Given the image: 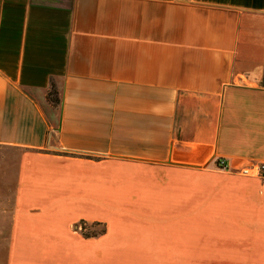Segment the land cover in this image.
Segmentation results:
<instances>
[{
  "label": "crops",
  "instance_id": "obj_1",
  "mask_svg": "<svg viewBox=\"0 0 264 264\" xmlns=\"http://www.w3.org/2000/svg\"><path fill=\"white\" fill-rule=\"evenodd\" d=\"M0 146V264H264V0H0Z\"/></svg>",
  "mask_w": 264,
  "mask_h": 264
},
{
  "label": "rangeland",
  "instance_id": "obj_2",
  "mask_svg": "<svg viewBox=\"0 0 264 264\" xmlns=\"http://www.w3.org/2000/svg\"><path fill=\"white\" fill-rule=\"evenodd\" d=\"M15 167L16 152L11 148L0 146V206H2V208L4 209H6V205H10ZM229 171L236 172L234 168H231ZM3 218L2 216H0V233L2 230V233L4 234V223L6 217L3 216ZM1 237L3 238L4 236L2 235ZM1 245L2 241L0 240V248ZM0 250L2 251V249Z\"/></svg>",
  "mask_w": 264,
  "mask_h": 264
},
{
  "label": "built area",
  "instance_id": "obj_3",
  "mask_svg": "<svg viewBox=\"0 0 264 264\" xmlns=\"http://www.w3.org/2000/svg\"><path fill=\"white\" fill-rule=\"evenodd\" d=\"M217 167L220 169L227 170L228 167L224 165L223 161L218 162ZM236 172H238L241 175H260L261 173H264V163H251L248 165L241 166L239 168L235 169ZM81 226L77 224L74 226V229L80 231Z\"/></svg>",
  "mask_w": 264,
  "mask_h": 264
},
{
  "label": "trees",
  "instance_id": "obj_4",
  "mask_svg": "<svg viewBox=\"0 0 264 264\" xmlns=\"http://www.w3.org/2000/svg\"><path fill=\"white\" fill-rule=\"evenodd\" d=\"M78 224L81 226L80 233L83 236H93L104 231L103 228L98 226V223L95 222L87 223L86 221L79 220Z\"/></svg>",
  "mask_w": 264,
  "mask_h": 264
}]
</instances>
